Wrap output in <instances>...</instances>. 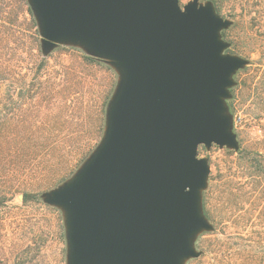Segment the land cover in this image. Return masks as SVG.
<instances>
[{"label":"water","instance_id":"obj_1","mask_svg":"<svg viewBox=\"0 0 264 264\" xmlns=\"http://www.w3.org/2000/svg\"><path fill=\"white\" fill-rule=\"evenodd\" d=\"M42 47L72 43L120 74L104 136L46 195L65 212L68 264H183L212 229L201 144L237 148L224 99L246 64L224 54L229 21L191 0H28Z\"/></svg>","mask_w":264,"mask_h":264},{"label":"rangeland","instance_id":"obj_2","mask_svg":"<svg viewBox=\"0 0 264 264\" xmlns=\"http://www.w3.org/2000/svg\"><path fill=\"white\" fill-rule=\"evenodd\" d=\"M198 3L229 21L223 53L246 64L224 99L237 148L198 147L209 166L201 206L206 199L215 221L205 216L212 229L192 246L206 260L216 238L224 264H264V0ZM119 79L109 60L81 45L44 50L29 1L0 0V264H68L65 212L45 198L100 144ZM199 256L183 264H200Z\"/></svg>","mask_w":264,"mask_h":264},{"label":"trees","instance_id":"obj_3","mask_svg":"<svg viewBox=\"0 0 264 264\" xmlns=\"http://www.w3.org/2000/svg\"><path fill=\"white\" fill-rule=\"evenodd\" d=\"M6 61L8 60H5V62ZM263 169L264 168H262L261 170ZM202 209L204 215L214 223L215 221L214 216L211 215L206 199L204 198H203ZM214 233H216V228L214 229L212 234ZM215 242L216 243L214 244V248L209 252V255L206 256V260L204 258L205 256L204 251L202 255L199 256L200 264H224V261L228 258V256L222 253L221 243L219 242V240L215 238ZM243 264H257V263L253 261V262H244Z\"/></svg>","mask_w":264,"mask_h":264}]
</instances>
